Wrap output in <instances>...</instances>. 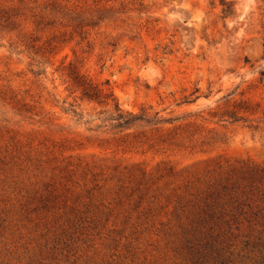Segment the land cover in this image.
<instances>
[{
	"label": "rangeland",
	"instance_id": "obj_1",
	"mask_svg": "<svg viewBox=\"0 0 264 264\" xmlns=\"http://www.w3.org/2000/svg\"><path fill=\"white\" fill-rule=\"evenodd\" d=\"M227 1L228 17L219 0H118L82 36L0 31V264H264V0ZM31 34L54 54L30 55ZM70 62L163 122L117 128L69 91ZM240 100L261 108L221 121Z\"/></svg>",
	"mask_w": 264,
	"mask_h": 264
},
{
	"label": "trees",
	"instance_id": "obj_2",
	"mask_svg": "<svg viewBox=\"0 0 264 264\" xmlns=\"http://www.w3.org/2000/svg\"><path fill=\"white\" fill-rule=\"evenodd\" d=\"M66 0H16L8 4L0 5V31L13 33L20 27L18 20L30 19L33 21V31H49L58 25L64 28H72L73 32L82 36L86 34V29L96 28L102 23L117 19L119 12L114 10L110 4L116 3L118 0H93L95 5L102 7L93 13H80L74 9H69L64 3ZM223 7L224 17L233 14V2L227 0H219ZM110 6V7H108ZM34 35V34H33ZM21 36L22 44L26 51L33 56L53 55L56 47L54 41H46L38 45L40 40L37 37ZM33 60L32 56L29 57ZM67 77L69 83V91L72 94L79 93L82 99L95 101L100 104L112 106L114 117L112 121L116 122L117 128L129 129L137 123H145L148 125L158 124L161 121L150 120L145 113L133 115L132 113H124L114 95L109 82L102 85L94 83L87 76L83 75L78 67L70 62L67 68ZM261 104H253L249 100H240L236 102L232 109H227L221 114L220 119L230 124L248 123L247 114L258 111ZM264 114V109L262 110ZM165 122V121H164ZM167 123V122H165ZM252 128V126H250ZM250 207L249 205H247Z\"/></svg>",
	"mask_w": 264,
	"mask_h": 264
}]
</instances>
